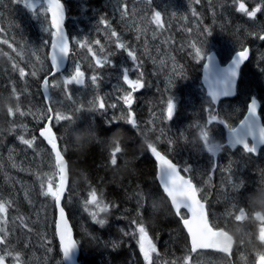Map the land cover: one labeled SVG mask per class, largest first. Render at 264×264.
I'll list each match as a JSON object with an SVG mask.
<instances>
[{
  "label": "trees",
  "instance_id": "trees-1",
  "mask_svg": "<svg viewBox=\"0 0 264 264\" xmlns=\"http://www.w3.org/2000/svg\"><path fill=\"white\" fill-rule=\"evenodd\" d=\"M61 1L68 9L72 66H79L87 77L83 86L65 82L57 85L70 69L52 78L51 82H57L51 87L62 101L55 100L56 95L50 101L52 128L69 166L71 186L64 209L80 247L79 263L147 264L135 238V231L143 229L157 245L161 264H236L237 249L231 257L191 252L181 222L157 182L149 139L128 120L117 115L115 118L111 102L114 96L121 102V97L131 91L121 81L123 59L128 67H133L131 75L137 74L136 78L142 77L146 83V98L145 93L136 92L132 106L140 122L145 115L139 111L142 100L158 102L154 109L160 104L158 108L165 111L172 99L180 108L178 119L182 117L186 127L194 112L202 116L199 121L205 122L206 111L227 124L236 123L239 107L244 113L252 95L261 101L264 119V39L260 38L264 36V7L250 18L237 10L240 0H176L172 22H166L157 32V42L180 63L176 89L170 91L153 76L151 61L134 29L135 16L128 18L127 10L119 8L124 0ZM243 2L249 10L257 4L264 5V0ZM0 7V202L7 207V212L0 216V256L8 264H61L55 199L43 194L49 183L57 189L59 169L52 151L38 135L46 120L41 121L32 111L46 107L41 84L50 72L49 50L54 30L48 15L46 28L30 9L15 0H0ZM146 8L148 18L156 10L168 11L158 0H147L135 12ZM105 20L107 24L103 23ZM192 27L200 28L198 36L205 47L211 45L220 54L222 63L235 51L245 46L251 48L235 99L224 100L217 107L206 100L200 81L202 61L196 60L193 33L189 31ZM113 31L120 43L135 52V61L127 50L117 47V37L111 36ZM105 57L110 63L97 66L96 58ZM21 69L24 76L20 75ZM92 76L97 77L95 84ZM100 100L105 104L102 110L98 107ZM56 116L65 119L57 121ZM176 124L177 121L165 132L170 133V139L162 143L156 140L155 146L191 177L188 169L196 163V155L189 148L187 152L182 138L173 133ZM21 136L32 140V145L24 144ZM93 190L99 201L109 205L108 211L97 217L105 221L104 225L93 220L92 210L96 207L87 203ZM201 196L204 198L202 189ZM245 253L250 255L251 250L247 247Z\"/></svg>",
  "mask_w": 264,
  "mask_h": 264
},
{
  "label": "snow or ice",
  "instance_id": "snow-or-ice-1",
  "mask_svg": "<svg viewBox=\"0 0 264 264\" xmlns=\"http://www.w3.org/2000/svg\"><path fill=\"white\" fill-rule=\"evenodd\" d=\"M16 3H21L25 7H27L30 10H35L36 5L34 3H30L29 0H15ZM48 2V8L47 11L51 12V22L52 26L54 27L55 31L53 33L54 40L51 44V63L54 68L57 70L60 69V67L63 65L64 59L67 58L69 54V42L68 39L64 33L63 30V20H64V12H63V5L60 3V0H47ZM262 7L264 5L257 4L254 8L251 10L248 9L247 5L243 2V0H240L238 11L245 13L248 17L254 18L258 12L262 10ZM152 21L157 25L158 27H163L161 13L159 11L155 12V14L152 17ZM103 23L107 24V21H103ZM111 36L117 37V47L120 49L127 50L128 56L135 61L137 59L136 54L134 51L128 50V46L124 43L119 42V37L117 36V33L115 31L111 32ZM261 39H264V36L260 37ZM79 43V41L77 42ZM97 44H99V41H96ZM86 46V45H85ZM196 51L197 58L200 59H206L209 61V64H211V61L213 60V57L210 54H204L202 53V50L195 45H193ZM93 56H95V53H93ZM249 57V50L247 48L239 51L235 57V59L232 62V65L229 67L227 72L220 76L217 79L219 87H214L210 92L209 95L212 99V101H216L221 96H227L231 95L234 92L235 87V80L238 78V69L240 66L248 59ZM95 63L97 66H102L104 63H110V61L105 57L103 60L100 58H96ZM20 75L24 76L25 73L23 69L20 70ZM35 75V73H33ZM91 80L93 84L96 83L97 77L92 76ZM123 80L129 88L131 89L130 92L126 93L124 96L121 97L123 102L129 106V111L131 110V105L134 102V97L132 95L133 92L136 90L143 88L144 83L142 79H136L132 80L129 78L128 70L124 69L123 71ZM75 83L78 85L84 84V73L80 71L79 66L76 67L75 73L70 77L65 79V85ZM44 87L47 89L48 82L45 80ZM99 109H104L105 104L103 103V100H100L98 103ZM112 107H115V105H112ZM175 103L172 101V99H169L167 104V119H171L174 115L175 110ZM257 101L255 98L251 99L249 108H248V115L245 117V119L241 122V127L239 129H231L230 130V136L228 138V144L232 148H235L237 145H242L244 150L246 152L250 153H256L257 152V146L259 144H264V127H259V134L257 135L256 129L258 127L257 121ZM65 119L61 116H56V120H62ZM217 118L215 116H211L209 118V123H212ZM133 126H135L136 121L135 119H130L129 121ZM51 128V127H46ZM40 135L44 137L48 143L50 144V141L48 139V136L46 135L45 131L43 130ZM202 136L204 137V140L207 141V132H202ZM252 136L253 139L256 141V143H253L251 146L247 143V137ZM21 141L31 146L33 141L32 140H25L22 136L20 137ZM51 145V144H50ZM52 149L54 150V146H52ZM151 152L155 155L157 161L160 165L168 164L169 162L166 160V158L157 150L155 146L152 144L148 145ZM118 151V150H117ZM207 151L213 155L217 154L219 152V148L216 145H208ZM55 152V151H54ZM112 163H115V160L113 159ZM171 178V182L173 187L169 189L170 192H176L175 184L178 180V177L176 176V171L174 168L170 167L169 172L166 176H163L162 183L165 185L169 184V179ZM185 187L183 190L180 191V195L183 197L179 199L176 203L177 210L180 209L181 206H183L185 209H191L194 201L195 193L199 191V189H195L194 186L191 183V180L184 181ZM43 187V185H42ZM45 196H51L53 199L56 200V202L59 204L61 201V197L58 195L56 189L54 190L51 183L48 184L47 190L43 193ZM88 204H94L96 207V211L92 213L93 220H97V217L100 213L106 212L109 209V205L103 204L102 201H99L97 198V193L95 190H93L90 193V200L87 202ZM7 207L5 202H0V213H6ZM60 217L61 222L64 219V209L60 208ZM97 222L101 225H104L105 221L103 219L97 220ZM143 229H140V232H142ZM58 233L61 240V248L63 251V256L68 257L72 250H74L77 247V243L73 238H69L64 234V232L61 230L60 225H58ZM139 234V233H138ZM2 242V241H0ZM150 243V241L146 240L139 234L138 244L141 249V252L144 253L146 250L147 245ZM0 264H4V257L0 256Z\"/></svg>",
  "mask_w": 264,
  "mask_h": 264
},
{
  "label": "rangeland",
  "instance_id": "rangeland-1",
  "mask_svg": "<svg viewBox=\"0 0 264 264\" xmlns=\"http://www.w3.org/2000/svg\"><path fill=\"white\" fill-rule=\"evenodd\" d=\"M145 1H147V0H124L119 8H124L125 10H127V12L129 13L128 18H131V16H133V15L135 16L134 29L136 30L137 34H139L141 39H142L143 48L145 50V53L151 61L152 71L155 73L156 78L159 81H161L165 90L166 89L167 90H173L174 85L178 81V77H179V73H180L178 60L176 59V56L169 53V51L167 49H164L162 47V45L157 42V41H159V37H157V32H158V30H160L161 28H163L164 26L167 25L166 22H172V18H171L172 10H173L172 6L173 7L175 6L174 3L176 2V0H158L161 3L162 7L165 6L166 10L171 11V13H169L168 11L164 10L162 12V10H160L163 27H158L152 21V17L148 18L145 15V12H148V8L143 9L142 11L135 12L136 7L141 2L144 4ZM29 2L34 3L36 5L35 10H30L32 12L33 16L37 17L38 21L41 24L44 23L45 27L47 28L49 25L47 24L46 17H47V15H48V17L50 16V11H47L48 5H47L46 0H29ZM156 6L160 7L159 5H156ZM174 9H176V8L174 7ZM155 10H156V8H155ZM156 12H157V10H156ZM154 14H155V12L152 15H154ZM0 15H1V7H0ZM51 24H50V26H51ZM123 26H125V25H123ZM8 28L10 30L13 29L12 25L8 26ZM192 28L193 29L189 30L193 33L192 46L195 45L196 47H198L202 50V53L206 54L212 46L209 45L208 47H205L202 39L198 36V33H200V28H197V27H192ZM124 29H125V31L127 30V28H124ZM0 32H1V25H0ZM194 52L196 53L195 48H194ZM196 59H200V58H197V56H196ZM38 60L40 61L39 57H38ZM122 63L126 64V65L122 66ZM133 65H134V67H138L136 65V63H134ZM132 68L133 67H128V63L126 60H125V62L123 59H122V61H120V69H121L120 71L122 72L121 81H122V84L123 83L125 84L124 87L128 88L129 90H131V89L129 88L127 83H125L123 80V71H124V69H127L129 78L132 80H136L137 74H135L134 77L130 75V73L134 71V70L132 71ZM75 69H76V67L70 66V73L67 74L66 77L64 76V78L59 79L58 82L56 80L57 85H59L61 82H65L66 78H70L75 73ZM112 69L115 70L116 67H112ZM80 71H82V70H80ZM86 79H87V77H86V74L84 73V84L86 83ZM56 82H51V83L56 84ZM73 84H75V83L73 82ZM114 86H116V85L114 84ZM121 90H122V92H125V90L123 88H121ZM138 90H136V91H138ZM115 91H118V90L116 89ZM190 93H192V91H190ZM50 94H51L52 99H53V96L56 95L55 100H57L58 102L62 101L61 96L57 95L56 89H53L51 87V84H49V95ZM63 94H65L64 91H63ZM142 101L140 103V106H142V107H140L141 109H139V111L141 114H146V116H147V119L145 121L146 124L142 128L144 135L148 137L149 141L158 140L159 142H163L165 140V138L161 137L162 136L161 130L164 128L163 119L158 114L149 115V113L151 111L154 112L153 111L154 105L158 104V102L148 103L147 101L145 102V100H142ZM114 102H116V104H117L115 106H122V108H123L122 110L118 109L119 117H122V118L128 120V117L126 114H129L131 112V110L129 111V106L126 105L122 99H121L120 105L117 103L116 99H114ZM147 103H148V105H147ZM32 111H34V113L36 114V116L38 118H41L42 120L48 119L49 113H48V110L44 106L39 107V108H32ZM174 112H176V108H175ZM130 119H133V118H130ZM215 121H213V122H215ZM180 122L182 124H185L184 119H180ZM189 122H191V121H188V123ZM204 125H206V124H204ZM206 126L205 127L203 126L199 130L194 132L193 136L196 137L197 140H192L191 138H187V144H188V146L192 147V151L194 154L199 155L201 153L204 155V158H206L208 156L209 159H211L212 166L210 167L209 173L212 174V171L216 170V168L219 167V166H216V164L218 163V159L221 157V154L224 153L226 150L223 149L224 146H223V144H221L218 141L219 138L215 135V133L213 131L210 132V130ZM189 128H191V126H189ZM225 129H227V127H225ZM202 132H207V141L204 140V137L202 136ZM218 136H219V134H218ZM223 137H226V134H224ZM167 139L169 140V138H167ZM195 144H197L196 148L199 149V151L196 150L195 148H193V146ZM208 145H216L219 148V152L215 155L209 153L207 151ZM239 159H240V161L243 162V165H244L243 167H240V166L235 167L234 166V167L228 168V169H230V174H232V175L234 174L235 176H230V177H227L226 175L223 176L221 174V172L218 170V172H219L218 178H221V179L222 178H224V179H227V178L239 179V186H241L243 184V182H250L252 169H251V167L249 168L248 165H251L254 163L252 162L250 157H248L247 155H243L241 152H239ZM238 170H239V173H238ZM237 188H238V184L235 183L233 185L232 189L234 191H236ZM91 205L94 206V204H91ZM230 208H231V210H233L236 213L237 217L238 216L240 217L242 212L245 213L244 209H242L240 207V204H239V211L232 209L231 206H230ZM95 211H96V209H95ZM92 212H94V211L92 210ZM257 215L261 217L260 214H257ZM257 215H254V217ZM0 216H2V213L0 214ZM43 216H44V211H43ZM138 233L140 234V236H142L143 238H145L146 240L149 241V239H148V237L144 231L140 232V230H139ZM139 234H138L137 239H139ZM240 234H242L241 231H240ZM245 236L242 235L241 238L245 237ZM259 236L261 238V241L262 240L264 241V228H262V230L260 228ZM239 244L240 245L243 244L242 239H240ZM240 247H242V245ZM252 251H253L252 255H246L245 253L242 254L245 257L243 259L241 256V258H242L241 264H257V262L262 257H264V252H262V250H255V251L252 250ZM241 252H244V250L243 251L241 250ZM144 256H145V259L147 261V264H161L157 259L156 250L154 248V245L151 242L147 245L146 250L144 252ZM4 264H8V263L6 261H4ZM61 264H63V263H61Z\"/></svg>",
  "mask_w": 264,
  "mask_h": 264
},
{
  "label": "water",
  "instance_id": "water-1",
  "mask_svg": "<svg viewBox=\"0 0 264 264\" xmlns=\"http://www.w3.org/2000/svg\"><path fill=\"white\" fill-rule=\"evenodd\" d=\"M60 3L63 5V12H64V20H63L62 27H63L64 33L68 39L69 50H70V41H69V36L67 33V28H66L67 11H66V7L64 6V4L61 1H60ZM50 16H51V13H50ZM54 38H53V40H54ZM245 48H247L249 50V57L238 69V78L235 80V87H234L233 94L219 97V99H217L216 101H213V103L215 105H217L223 99L236 97L237 86H238V81H239L241 69L244 65H246L248 63V61L250 59V48L249 47H245ZM241 50H243V49H241ZM241 50H239V51H241ZM239 51L235 52L231 56L229 61L226 62V64H224V65L221 64L220 59L217 56V53L215 51H211L208 53L213 57V60L211 61V64H209V61H207L205 59V64L203 66V72H202V84H203L204 88L206 89L207 95L209 97H210L209 92L214 87L220 86L218 84L216 78L223 76L227 72V70L232 65V62L235 59V57ZM49 57H50V63H51V50H50V56ZM51 65H52V63H51ZM67 65H68V56H67V58L64 59L63 65L60 67L59 70L54 68L52 65L51 74L44 79L43 84H42V90H43L45 97L48 96V87H47V89H45V87H44L45 80H47V82H48V79L50 77H53V76L61 73L62 71H64L66 69ZM253 98H255V97H252L251 99H253ZM255 99L257 101L256 121H257L258 127L256 129V132L258 135L259 134V127H264V126L262 124V120H261V117L259 115L261 105H260V102L258 101V99L257 98H255ZM250 102H251V100H250ZM250 102L248 104V108H249ZM247 115H248V109H247L246 114L244 115V117L240 121V123L234 129H239L241 127V122L245 119V117ZM51 121H52V118H50L48 120V122L46 123L45 127L40 130L39 136L46 143V145L52 150L54 157H55V162H56V165L59 169V174H60V176H59L60 180L58 183L57 193L62 199L59 202V204L55 200L56 236H57V240L59 242V247H60V251L62 254L63 263L64 264H79L78 259L80 256V249H79L78 243L75 239L73 229L71 228V225L69 223L68 216H67V213L65 210H64V219L65 220H63L61 222V217H60V208L62 207L64 209V207H63L64 199H65V196H66V194L69 190V187H70V172H69L68 162L64 156V153H63L61 145L58 141L57 135L51 126ZM46 127H51V128H46ZM43 130L45 131L46 135L48 136L50 144L52 146H54V150L52 149V147L48 143V141L40 135V133ZM248 139H251L252 143H256V141L253 139L252 136L247 137V140ZM240 146H242V145H240ZM263 146H264V144H259L257 146V152L254 154L257 155L259 150ZM151 155L156 162L158 184L161 187L164 195L170 201L174 211L177 213V215H179V211L183 208L188 213V218L182 220V225H183V228L185 229V231L188 235L189 243H190L192 252L214 251V252L223 253L225 255H230L232 252L233 245H234V238L230 234L225 232L224 230H214L213 229V227L210 225V222H209L206 206L203 202H201L197 192L195 193V196H194L195 202L193 203L191 209H185L183 206H181L180 209L177 210L176 203L179 199L183 198L179 193L185 187L184 181L190 180V178H186L185 176H183L181 174V172L179 171V168L177 167V165H175L169 158H167L163 154L162 155L169 162L168 164L160 165L159 162L157 161L155 155L152 152H151ZM170 167L175 169L176 176L178 177V180L176 181V184H175V188L177 190L176 192H170L169 191V189L173 187L172 182H171V178L169 179L168 185H165L164 183H162V179H161L163 176L167 175V173L170 170ZM191 183L195 188L194 183L192 181H191ZM58 225H60L61 230L64 232V234L66 236H68L69 238H73L77 243V247L74 250H72V252L70 253V255L68 257L63 256V251L61 248V240H60L59 233H58ZM258 264H264V259L260 260L258 262Z\"/></svg>",
  "mask_w": 264,
  "mask_h": 264
},
{
  "label": "flooded vegetation",
  "instance_id": "flooded-vegetation-1",
  "mask_svg": "<svg viewBox=\"0 0 264 264\" xmlns=\"http://www.w3.org/2000/svg\"><path fill=\"white\" fill-rule=\"evenodd\" d=\"M228 130L226 132L227 144L230 136ZM224 150L226 151L221 154L216 164V166L219 167L216 168L215 179L206 178L203 180L204 201L207 205L211 225L215 229H224L230 232L234 236L235 245L239 250V239H242V235L250 233V229L253 230V228L257 231L255 233L260 234V228L261 230L264 228V147L257 155L246 152L241 147L232 148L229 146ZM239 152L250 157L254 163L248 165L249 168L251 167L252 169L250 182H243L241 186H239V179L218 178V170L223 176L226 175L230 177L235 175L230 174V169L228 168L244 166L243 162L239 159ZM205 166H212V162L205 164ZM209 174L210 173L207 172V175ZM235 183L238 184L236 191L232 189ZM239 204L240 207L244 209L245 213L242 212L240 217H237L230 206L232 209L239 211ZM257 214H260L261 217ZM254 215L257 216L254 217ZM240 231L242 234H240ZM247 241L246 238L242 239V248H257L260 246V248L264 250V241H261L260 236L253 244H249Z\"/></svg>",
  "mask_w": 264,
  "mask_h": 264
},
{
  "label": "bare ground",
  "instance_id": "bare-ground-1",
  "mask_svg": "<svg viewBox=\"0 0 264 264\" xmlns=\"http://www.w3.org/2000/svg\"><path fill=\"white\" fill-rule=\"evenodd\" d=\"M147 77V76H146ZM150 77V76H149ZM153 82V81H152ZM155 83V82H154ZM160 90V89H159ZM139 94V93H138ZM148 94H150V93H148ZM161 94V93H160ZM155 95V94H154ZM151 96H152V94H151ZM181 96V95H180ZM143 102V101H142ZM146 102V101H145ZM147 105H148V103H147ZM155 106V105H154ZM140 107H142V106H140ZM152 109V108H151ZM199 114V113H198ZM202 115V114H201ZM211 183V182H210ZM209 183V184H210ZM47 213V212H46ZM251 228V227H250ZM121 229V228H120ZM124 230V229H123ZM127 230V229H126ZM126 232V231H125ZM127 232H128V230H127ZM128 234V233H127ZM129 236V235H128Z\"/></svg>",
  "mask_w": 264,
  "mask_h": 264
}]
</instances>
